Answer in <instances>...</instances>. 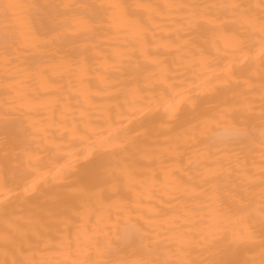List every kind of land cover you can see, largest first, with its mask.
I'll list each match as a JSON object with an SVG mask.
<instances>
[{"label": "bare ground", "instance_id": "bare-ground-1", "mask_svg": "<svg viewBox=\"0 0 264 264\" xmlns=\"http://www.w3.org/2000/svg\"><path fill=\"white\" fill-rule=\"evenodd\" d=\"M0 264H264V0H0Z\"/></svg>", "mask_w": 264, "mask_h": 264}, {"label": "clouds", "instance_id": "clouds-1", "mask_svg": "<svg viewBox=\"0 0 264 264\" xmlns=\"http://www.w3.org/2000/svg\"><path fill=\"white\" fill-rule=\"evenodd\" d=\"M244 133L239 130L225 129L214 134V140H225L235 136L243 135Z\"/></svg>", "mask_w": 264, "mask_h": 264}]
</instances>
